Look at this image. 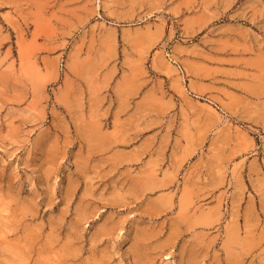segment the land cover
<instances>
[{
    "label": "rangeland",
    "instance_id": "374dc122",
    "mask_svg": "<svg viewBox=\"0 0 264 264\" xmlns=\"http://www.w3.org/2000/svg\"><path fill=\"white\" fill-rule=\"evenodd\" d=\"M0 264H264V0H0Z\"/></svg>",
    "mask_w": 264,
    "mask_h": 264
}]
</instances>
